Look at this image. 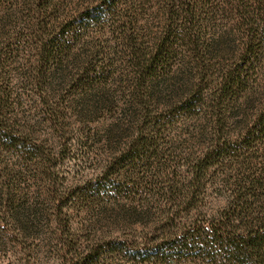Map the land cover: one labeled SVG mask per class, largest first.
Returning a JSON list of instances; mask_svg holds the SVG:
<instances>
[{"label":"trees","instance_id":"1","mask_svg":"<svg viewBox=\"0 0 264 264\" xmlns=\"http://www.w3.org/2000/svg\"><path fill=\"white\" fill-rule=\"evenodd\" d=\"M71 94L119 112L79 137ZM95 136L97 175L59 184ZM22 234L63 264H264V0H0V238Z\"/></svg>","mask_w":264,"mask_h":264},{"label":"rangeland","instance_id":"2","mask_svg":"<svg viewBox=\"0 0 264 264\" xmlns=\"http://www.w3.org/2000/svg\"><path fill=\"white\" fill-rule=\"evenodd\" d=\"M22 85L17 84L15 86V89L18 93H23L21 89ZM26 90V94H33V92L30 90ZM74 93V92H73ZM63 95V92L61 93ZM73 94L69 96V99L66 97L64 100L70 101L71 98L79 99V95L75 94L73 97ZM122 99V98H121ZM62 100V98H61ZM102 105H107L106 103L104 104V101L100 102ZM128 103V101H127ZM92 104L100 105L97 104L95 101L91 102ZM65 105H70V118H69V125L67 127L73 129L76 133H79V137L82 135L84 132L85 126L88 125L89 127L100 129L101 127L103 128L109 121L114 120L115 117H113V113H117L119 111H113L110 112L111 110L106 109L103 112L99 113V116H95L94 118L89 119L86 123L84 122L86 116L82 115L79 116L80 114V107L77 105H85V103H73V101L68 102ZM90 105V104H89ZM110 105V104H109ZM113 105H121L120 108L125 107L124 100L122 99V102H116ZM78 110V113L74 111V108ZM119 108V109H120ZM119 114V113H118ZM119 117V116H118ZM117 117V118H118ZM180 123H176L175 126L173 127V135H177L180 132L183 127H181ZM188 129V128H184ZM89 130V129H87ZM75 133V134H76ZM76 136V135H75ZM78 136V135H77ZM181 139L184 137L186 138V143L184 147L192 146L193 141L191 137L189 136L188 133L185 134H180ZM86 141V146L81 149L79 144L77 143V140L75 137L68 143V150L71 152L67 158L65 159L64 163L62 164V168L59 167L61 171H66L65 173H61L60 177L61 179L59 180V184H63L66 188H69L74 185H84V181L87 180H92L98 173V171L102 167V162L100 161L101 157H105L106 154V147L104 141H100V138L95 136V138H89L87 139L86 137H83ZM51 148H59L60 149V144L58 142L53 143L52 141L50 142ZM169 149V146L166 147ZM68 152V153H69ZM168 154V153H166ZM172 161V157L167 161V163H170ZM37 184H41L42 186H47L45 182H37L34 179H30L28 181L27 186L30 187V185H34V187ZM33 189V188H32ZM31 189V190H32ZM33 191V190H32ZM217 201H215L216 203ZM47 206L48 203L46 202ZM213 206V205H212ZM84 216V214L82 215ZM77 222H79L80 219H76ZM99 227H107L106 224L98 225ZM108 229V228H107ZM111 229V228H109ZM50 231V230H48ZM115 236H121L119 233H114ZM44 235L42 238L40 237H34L33 235H19L17 236H12L9 238H0V264H63L61 256L57 254L56 252H53L50 250L47 245L44 244L43 239ZM100 239H103L102 237L97 238V242L101 241ZM175 264V263H173ZM177 264V263H176ZM194 264V263H192ZM202 264H210V263H202Z\"/></svg>","mask_w":264,"mask_h":264}]
</instances>
